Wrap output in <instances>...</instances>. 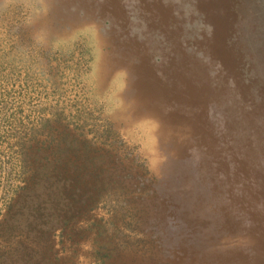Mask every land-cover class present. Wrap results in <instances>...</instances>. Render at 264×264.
Instances as JSON below:
<instances>
[{"label":"rangeland","instance_id":"obj_1","mask_svg":"<svg viewBox=\"0 0 264 264\" xmlns=\"http://www.w3.org/2000/svg\"><path fill=\"white\" fill-rule=\"evenodd\" d=\"M0 264H264V0H0Z\"/></svg>","mask_w":264,"mask_h":264}]
</instances>
